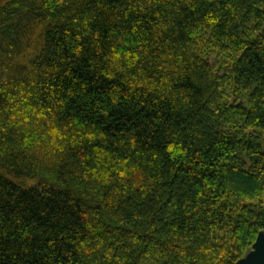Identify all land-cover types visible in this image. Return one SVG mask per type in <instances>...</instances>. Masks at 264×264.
<instances>
[{"label":"trees","instance_id":"16d2710c","mask_svg":"<svg viewBox=\"0 0 264 264\" xmlns=\"http://www.w3.org/2000/svg\"><path fill=\"white\" fill-rule=\"evenodd\" d=\"M264 230V0H0V264H235Z\"/></svg>","mask_w":264,"mask_h":264},{"label":"water","instance_id":"95a60500","mask_svg":"<svg viewBox=\"0 0 264 264\" xmlns=\"http://www.w3.org/2000/svg\"><path fill=\"white\" fill-rule=\"evenodd\" d=\"M235 264H264V230L258 233L251 249Z\"/></svg>","mask_w":264,"mask_h":264}]
</instances>
